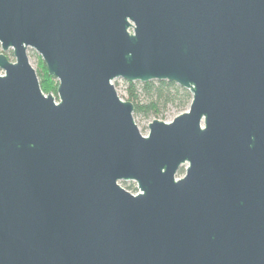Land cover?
I'll return each mask as SVG.
<instances>
[{"label": "water", "instance_id": "obj_1", "mask_svg": "<svg viewBox=\"0 0 264 264\" xmlns=\"http://www.w3.org/2000/svg\"><path fill=\"white\" fill-rule=\"evenodd\" d=\"M0 45V264H264V0H0ZM117 79L193 99L145 136Z\"/></svg>", "mask_w": 264, "mask_h": 264}, {"label": "trees", "instance_id": "obj_2", "mask_svg": "<svg viewBox=\"0 0 264 264\" xmlns=\"http://www.w3.org/2000/svg\"><path fill=\"white\" fill-rule=\"evenodd\" d=\"M32 54L37 58L36 70L41 89L47 94L54 93L57 96L58 80L49 74L48 67H46L42 57L34 51ZM122 82L124 92L119 95L121 98L133 103L135 108L134 118L137 122L152 121L157 118L166 120L169 113L172 112L179 115V113L189 110L193 99L190 90L169 80H155L144 83L122 80ZM122 186H126L125 188L130 191L134 189L133 185L128 184V182L122 183Z\"/></svg>", "mask_w": 264, "mask_h": 264}, {"label": "rangeland", "instance_id": "obj_3", "mask_svg": "<svg viewBox=\"0 0 264 264\" xmlns=\"http://www.w3.org/2000/svg\"><path fill=\"white\" fill-rule=\"evenodd\" d=\"M32 50L28 52V57H30V63L31 65L37 69V58L34 56V54H32ZM13 58V57H12ZM15 60V58H13V61ZM123 79H117V81L115 82L114 81V84H116V87L117 90H118V93L120 95H122V93L124 92V89H123V82H122ZM58 86V84H57ZM54 96H56V94L53 93ZM176 116H178L176 113L172 112V113H169L168 117L166 120V122L168 121H172ZM163 120V119H162ZM151 121H146V122H137L138 126H139V129L141 130L142 134L143 135H147L149 133V128H148V125ZM186 173H185V168L183 167L182 171H181V174L179 175V178H182V176H184ZM128 184L130 185H133L134 189H132V193L133 194H137L139 192V188L137 186L136 183L134 182H128ZM124 187V186H123ZM126 187V186H125Z\"/></svg>", "mask_w": 264, "mask_h": 264}, {"label": "flooded vegetation", "instance_id": "obj_4", "mask_svg": "<svg viewBox=\"0 0 264 264\" xmlns=\"http://www.w3.org/2000/svg\"><path fill=\"white\" fill-rule=\"evenodd\" d=\"M0 50H1V47H0ZM31 50L34 51L33 49H31ZM31 50H29V51H31ZM34 52H36V51H34ZM4 53L7 56V58H10L11 60H13L14 56H13V50L12 49H9V51H5Z\"/></svg>", "mask_w": 264, "mask_h": 264}]
</instances>
